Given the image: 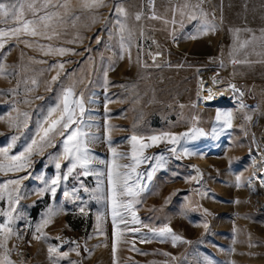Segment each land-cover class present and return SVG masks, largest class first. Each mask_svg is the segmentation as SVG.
<instances>
[{
  "label": "rangeland",
  "instance_id": "374dc122",
  "mask_svg": "<svg viewBox=\"0 0 264 264\" xmlns=\"http://www.w3.org/2000/svg\"><path fill=\"white\" fill-rule=\"evenodd\" d=\"M210 1L102 0V6H96L93 0H19L21 20L0 18V30L7 33L0 36V147H7L11 136L19 134L10 153L18 154L38 139L41 124L58 105L49 123L60 117L64 92L72 87L69 103L82 99L85 111L80 117L76 107V114L83 120L81 129L87 133L85 140L94 158L89 175L78 174L82 173L78 167L61 181L55 196L38 193L45 181L57 175V161L59 174L67 172L64 137L55 135L54 147L34 154L27 171L0 173V184L28 176L19 185V203L13 205V233L0 234L4 244L0 260L11 264H264V212L246 200L251 125L258 122V131L264 124V0ZM7 2L17 0H0ZM29 20L35 22L29 31L35 28L38 35L9 32ZM236 26L250 41L243 57L223 45L220 51L216 47L219 39L224 43V38H231ZM172 40H179V48ZM61 48L67 51L61 54L57 51ZM203 69L219 86L230 87L236 105L202 101L199 71ZM222 72L229 82L222 79ZM54 76H58L55 82ZM240 81L241 96L236 93ZM253 103V108L248 106ZM25 112L26 128L9 126L22 123ZM218 112L232 113V127L216 119ZM165 133L181 138L176 145L165 138L140 148L152 144L150 137ZM132 135L141 138L137 154L142 160L163 155L166 164L157 167L151 159L136 167L129 185L136 183L140 173L144 190L135 198L118 197L113 224L106 175L114 159L111 149L126 156L115 157L116 164H132ZM172 147L176 154L168 151ZM185 149L192 155H180ZM201 159L208 167L197 179L193 168ZM154 168L149 181L147 173ZM96 172L105 175L98 177ZM5 197L0 201L3 211L9 210L7 192ZM133 199L129 210L125 206ZM50 209L57 214L37 232ZM133 213L139 223L133 222ZM4 219L0 215V223ZM166 225L183 240L173 245L170 237L149 232V227ZM50 247L57 249L51 256ZM64 252L67 257L59 255Z\"/></svg>",
  "mask_w": 264,
  "mask_h": 264
},
{
  "label": "snow or ice",
  "instance_id": "6c2138e0",
  "mask_svg": "<svg viewBox=\"0 0 264 264\" xmlns=\"http://www.w3.org/2000/svg\"><path fill=\"white\" fill-rule=\"evenodd\" d=\"M94 4L96 6H102V0H93ZM17 3H19V0H17L16 3L7 2V3H0V18H5L11 16L15 20H21L23 17V5H20L21 10L17 11ZM31 7V5H29ZM117 11H123V9L118 8ZM35 14V12H34ZM203 15L206 17L207 13H203ZM139 15H137V19H139ZM191 19H195V16L190 17ZM40 19H45V17H41ZM34 21H26L23 23L22 27H16L9 30V32L14 35L18 36L21 31L28 32L30 35H38L35 28H32L29 31V26L33 25ZM205 24L207 25V21H205ZM214 30V28H213ZM238 32L239 30H235ZM264 32V30H262ZM3 30H0V36L6 35ZM50 38V37H49ZM255 39V37H253ZM261 39H264V36L261 37ZM27 43V42H25ZM250 43V41H244L241 47H244ZM3 45L0 44V47ZM58 52L63 54L66 49H58ZM234 63L237 61H233ZM59 67L62 69L64 67L63 64H60ZM58 79V76H54L52 78L53 82H55ZM215 82V81H214ZM35 83V81H33ZM233 90H236L235 85H231ZM50 90V89H49ZM74 95L73 88L69 87L65 90L63 99H62V111L61 115L58 119L51 120L49 123V119L51 115L60 109V106H57V109H53V112L49 113V118H46L43 124H41L39 131L37 132L38 139H33L30 144H28L23 151L19 152L18 154H10L12 152V149L15 146L16 141L19 139V134H14L11 136V142L7 145V147H0V173H16V172H24L27 171V169L31 166L32 160L31 157L34 154H41L44 150V147H54L52 143V138L55 135H59L61 137H64L63 139V157L68 160V166H67V172H65L63 175L59 174V170L61 169V164L57 161L55 164L56 169L58 170L57 175L51 179V181H45L44 188L39 190L38 194H43L46 192H50L53 196H55L57 188L59 187L62 180H67L68 176L74 172L78 167L82 170V174L84 176H87L90 174L89 172V164L94 159L90 155V151L87 147V142L85 140V137L87 136V133L82 131L81 125L83 123L82 118H77L76 114V107H79V113L80 117H82L84 113V108L82 105V99L81 101H72V105L70 106L69 103V97H72ZM242 95V93H241ZM82 97V94H81ZM212 98L211 90H209V96L208 99ZM243 107V105H241ZM25 117L24 121L22 123H10V127L17 128L18 130L21 128L27 127V118L28 113H22ZM216 119L219 121L223 119L224 123L227 127H232V113L226 112V113H217ZM246 119L251 120V117L248 116ZM47 125V127H45ZM75 125V127H73ZM199 135H203L204 133L202 130L196 129L195 130ZM3 135V134H0ZM183 136H188L187 133L182 134ZM167 139V143L176 145L179 142L180 136L172 135L169 133H165L163 136H157L154 135L150 137V140L152 141V144H140V148H148L152 145L156 144L157 142H161L164 139ZM190 139H195V136L188 137ZM141 140L140 137L136 135H132L130 138V143L132 145V154H131V160L132 164H116L115 157L120 156L121 158H126L125 154L123 153H117L116 150L113 148L111 149L113 153V161L111 165L108 167L107 171V181L110 185L111 189V200L113 205V224L116 223V216L118 215L116 209H117V199L119 196H129L132 198H135L139 195L140 192L144 190V187L139 184V180L141 178L140 173H136L137 181L133 185H129V180L132 179V173L136 172V167L143 162V160H151L154 159L157 162V167H164L166 164V160L163 155L160 156H154V157H143V160L138 156L137 154V142ZM109 143L111 141L109 140ZM169 152L176 154V148L172 147L168 149ZM142 155V153H141ZM180 155H192V153L188 152L187 149L184 150L183 153ZM180 155H177V158H180ZM101 164L106 163L105 161L101 160ZM120 168L130 169L128 172L121 173L119 171ZM155 171V168L147 173V179L150 181L152 179L153 173ZM198 171V170H197ZM98 177L105 175L103 172H96L94 173ZM123 178V179H122ZM28 179V176H22L16 179H8L2 184H0V201H3L5 197V192H7V200L9 203V210L3 211L0 210V215L5 217L2 223H0V234H7V236H10L13 233L12 224L14 223V220L16 217L13 216V211L15 210L13 205L18 204L20 200L19 195V185L22 180ZM195 179V178H194ZM103 183L102 180L98 181V187ZM9 186H13L11 191H9ZM83 186V185H81ZM87 191V189H85ZM13 192L17 193L15 196H13ZM64 196L68 197L69 193L66 191L64 192ZM135 202V200H130L129 203L125 206L129 210L132 207V204ZM84 209L81 208V212H83ZM56 212H53L51 209L48 213V218L44 219L40 225L37 226V232L41 230V228L48 224L51 220V217L56 215ZM133 222L139 223V221L135 217V213H133ZM144 227H148V225H144ZM205 228L208 227L207 224L204 225ZM134 231H139V229H134ZM149 232L153 234L154 237H160V238H171V241L173 245L176 244L177 241H182L183 238L177 234H175L170 227L167 225L159 228L154 229L149 227ZM6 236V238H7ZM19 238V237H18ZM35 239H39L40 237L36 236ZM188 242V241H183ZM4 244L0 243V247H3ZM74 250V249H73ZM57 249L55 247L49 248V254L51 256L52 253L56 252ZM77 254H79L77 252ZM61 257H67L68 252L60 253ZM167 255V253H165ZM0 264H11L10 261H4L0 260ZM74 264V262H73Z\"/></svg>",
  "mask_w": 264,
  "mask_h": 264
},
{
  "label": "bare ground",
  "instance_id": "6f19581e",
  "mask_svg": "<svg viewBox=\"0 0 264 264\" xmlns=\"http://www.w3.org/2000/svg\"><path fill=\"white\" fill-rule=\"evenodd\" d=\"M173 41V40H172ZM174 48H179V40L173 41ZM199 95H202L203 102H209L220 105H236V101L230 92V87L219 86L210 74L209 70L199 71ZM209 90H211L212 98L208 99ZM240 91L237 87L236 93ZM240 96L241 93L239 92ZM255 103L248 105L253 108ZM258 129V122L251 125L252 142L248 147L249 175L246 182V200L256 211L264 212V124ZM204 160V159H203ZM195 162V170L197 179L201 177V170L208 167L207 161ZM206 161V162H205ZM198 170V171H197Z\"/></svg>",
  "mask_w": 264,
  "mask_h": 264
},
{
  "label": "crops",
  "instance_id": "0c3cea01",
  "mask_svg": "<svg viewBox=\"0 0 264 264\" xmlns=\"http://www.w3.org/2000/svg\"><path fill=\"white\" fill-rule=\"evenodd\" d=\"M235 30H239L238 26H236ZM235 30L230 33L231 38H228V37L224 38L223 48H224V50H229V51L234 50L237 54L239 52L241 54V56L243 57V52L245 50V47H241V45L245 41L244 33L242 30H239L238 32H236ZM233 35H235V37ZM227 58H229V57H227ZM231 62H233V61H231ZM234 64H237V62H235Z\"/></svg>",
  "mask_w": 264,
  "mask_h": 264
},
{
  "label": "built area",
  "instance_id": "2783aa9c",
  "mask_svg": "<svg viewBox=\"0 0 264 264\" xmlns=\"http://www.w3.org/2000/svg\"><path fill=\"white\" fill-rule=\"evenodd\" d=\"M177 0H168V2L169 3H174V2H176ZM202 3H205V4H211V1L210 0H200ZM217 48H218V50L220 51L221 50V48H222V45H223V42H222V40L221 39H219L218 41H217ZM222 79L225 81V82H229V80H230V77L228 76V75H226L224 72H222ZM236 85H237V87H238V85H242V82L240 81V82H236ZM240 87V86H239Z\"/></svg>",
  "mask_w": 264,
  "mask_h": 264
}]
</instances>
